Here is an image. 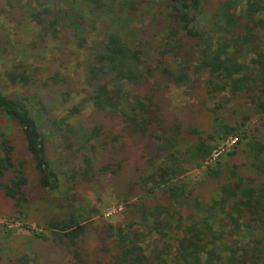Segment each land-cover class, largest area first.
Returning <instances> with one entry per match:
<instances>
[{
  "label": "trees",
  "instance_id": "1",
  "mask_svg": "<svg viewBox=\"0 0 264 264\" xmlns=\"http://www.w3.org/2000/svg\"><path fill=\"white\" fill-rule=\"evenodd\" d=\"M5 2L10 8L0 4V14L6 21L17 11L38 23L42 37L57 40L66 34L78 48L87 49L83 70L90 103L133 135L157 142L146 167L135 166L138 180L127 182V219L107 232L109 243L100 245L96 256L86 248L89 212H63L71 205L67 197L53 199L60 211L34 231L29 246L55 245L63 253L60 264H264V0ZM207 12L204 21L201 16ZM145 21L153 38L144 36L145 28L138 25ZM14 70L7 73L13 85L27 86L29 74ZM49 78L52 84L63 80L58 73ZM167 84L184 91L200 88L218 99L210 128L193 124L191 105L165 110ZM30 98L8 94L0 83V115L19 126L39 186L53 191L62 185L60 176L74 178L75 173L51 164L46 151L50 136H60L67 148L88 150L104 124L85 127L68 113L51 118L50 102L35 108ZM235 100L232 111L241 118L232 123L222 108ZM253 118L261 120H256L260 125L253 127L254 133L249 125ZM120 132L104 145L125 150V130ZM229 136L238 142L228 155L244 143L254 175L240 173L237 164L226 161L204 166L213 147ZM15 150L1 131L0 193L18 207L28 201L29 180L26 160L16 159ZM84 160L89 172L91 159ZM115 165L118 172L122 163ZM193 168H202V184L218 183L210 199L189 188L185 179ZM158 193L164 201L152 203ZM23 256L7 263L0 258V264H30Z\"/></svg>",
  "mask_w": 264,
  "mask_h": 264
},
{
  "label": "rangeland",
  "instance_id": "2",
  "mask_svg": "<svg viewBox=\"0 0 264 264\" xmlns=\"http://www.w3.org/2000/svg\"><path fill=\"white\" fill-rule=\"evenodd\" d=\"M5 1L0 0L1 7L9 9ZM2 15L3 12L0 14V83L2 88L8 94L31 96L30 99L35 108L45 102H50L51 109H53L49 112L50 117L60 119L68 113L73 116V119L71 118L73 122L78 121L85 127H95L102 123L104 128L100 136L94 137L92 147L88 150L78 151L77 147L67 148L65 147L67 141L60 136H50L46 143V151L51 164L62 172L68 170L75 173V177L60 176L62 185L56 190L49 191L43 190L38 184L34 161L28 154L27 143L21 129L8 120V117L0 115V132H5L11 139L16 148L15 158L26 160L29 180L26 186L28 201L24 205L20 204L17 207L14 200L0 193V258L7 263L8 259L24 255L23 257H27V262L30 264H60L63 253L55 245L38 242L39 244L32 249L29 244H31L34 231H41V227L46 226L47 220L60 211L53 199L64 200L65 197H67V203L72 206L63 209V212L69 213L73 208L77 211L81 208L89 212L92 226L86 241V248L88 252L96 256L97 248L109 243L107 232L127 219L124 211L128 208L124 198L131 191L127 182H132L133 179L138 180L136 174L140 171L136 172L135 166L142 167V169L146 167V158L156 152L157 142L153 141L150 144L146 137L139 134L133 135L124 124H120L121 121L109 120L90 103L83 70L84 62L88 59L87 49L78 48L72 40L71 42L68 40L66 34L63 39L57 40L51 35L42 37L37 27L38 23L30 17L25 20L23 14L17 11L12 13L10 22L3 19ZM208 15L207 12L201 17L205 21ZM147 24L148 21L138 23L145 28L144 36L153 38L154 31ZM98 30H101L100 26ZM11 70L17 73L25 71L29 74L27 86L22 88L19 85L14 86L7 77V73ZM55 73H58L63 80L52 84L49 77ZM163 99L165 110L173 109V107L189 109L191 105L192 109H189V112L193 124L201 128H210L213 117L211 109L215 107L218 99L208 98L203 89L184 91L173 84H167ZM237 102L235 100L222 108V114L225 115L227 121L232 123L241 118L239 112L232 111ZM256 120L258 119L253 118L252 123L249 124L252 133H254L253 127L260 125ZM122 128L125 130V137L122 141L127 144L125 150L113 149L111 146L104 145V141L112 140L116 134L121 133ZM260 128L264 127L260 125ZM245 149L243 143L239 145L235 155H228L232 149L221 155L212 165H215L217 161H226L229 164H237L240 173L254 175L255 171L250 166ZM85 156H88L92 162V170L89 172L85 171L87 167ZM118 162L122 163V168L117 172L115 164ZM107 164H111L108 170L105 169ZM186 176L185 180L189 188H194L196 193H202L206 199H210L218 189V183L214 181L202 184V168H193L187 172ZM51 196L52 200H50ZM159 201H164L160 193L151 199L152 203ZM37 253L41 254V258H37Z\"/></svg>",
  "mask_w": 264,
  "mask_h": 264
},
{
  "label": "built area",
  "instance_id": "3",
  "mask_svg": "<svg viewBox=\"0 0 264 264\" xmlns=\"http://www.w3.org/2000/svg\"><path fill=\"white\" fill-rule=\"evenodd\" d=\"M237 142L238 138L234 136H229L228 138L221 141L219 144L213 147L210 155L205 160L204 166L213 164L221 155L232 150ZM108 214H110V212Z\"/></svg>",
  "mask_w": 264,
  "mask_h": 264
}]
</instances>
